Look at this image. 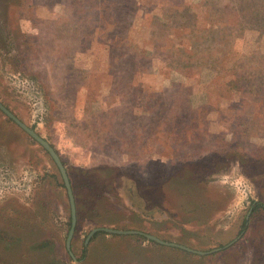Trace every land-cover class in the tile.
I'll return each instance as SVG.
<instances>
[{
  "label": "rangeland",
  "instance_id": "obj_1",
  "mask_svg": "<svg viewBox=\"0 0 264 264\" xmlns=\"http://www.w3.org/2000/svg\"><path fill=\"white\" fill-rule=\"evenodd\" d=\"M0 103V264H264V0H0Z\"/></svg>",
  "mask_w": 264,
  "mask_h": 264
},
{
  "label": "water",
  "instance_id": "obj_2",
  "mask_svg": "<svg viewBox=\"0 0 264 264\" xmlns=\"http://www.w3.org/2000/svg\"><path fill=\"white\" fill-rule=\"evenodd\" d=\"M0 111L7 118H9L12 122H14L20 129H22L30 138H32L36 143H38L48 153L49 157L51 158V160L55 164L56 168L58 169L59 175L61 177L63 186H64L66 194H67L68 203H69L70 223H69V228H68L66 238H65V247L68 249L69 248V240L72 236L74 224H75V209H74L73 196H72L70 184H69L65 169H64L58 155L55 153V151L52 149V147L44 139H42L40 136H38L34 132L33 129L27 127L25 124H23L21 121H19L1 103H0ZM96 231H102V232L110 233V234H138V235H142L145 238H147L151 241H154L156 243L171 246V247H177V248H180L182 250L192 252V253H196V254H205V253H208V252L215 250V249H213V250H209V251H197V250L190 249V248L185 247V246L180 245V244L162 241V240H160V239H158V238H156L150 234H146V233H143L140 231L118 230V229H112V228H108V227H96V228L91 229L89 231V233L87 234L85 241H87V239Z\"/></svg>",
  "mask_w": 264,
  "mask_h": 264
},
{
  "label": "flooded vegetation",
  "instance_id": "obj_3",
  "mask_svg": "<svg viewBox=\"0 0 264 264\" xmlns=\"http://www.w3.org/2000/svg\"><path fill=\"white\" fill-rule=\"evenodd\" d=\"M35 142V141H34ZM38 144V143H37ZM39 145V144H38ZM46 152V151H45ZM47 153V152H46ZM48 154V153H47ZM53 162V161H52ZM55 165V164H54ZM57 171H58V169H57ZM66 172V171H65ZM59 173V172H58ZM67 175V174H66ZM59 177H60V175H59ZM68 178V177H67ZM60 179H61V177H60ZM61 182H62V180H61ZM62 185H63V183H62ZM64 187V186H63ZM71 188V187H70ZM67 195V194H66ZM69 223H70V214H69Z\"/></svg>",
  "mask_w": 264,
  "mask_h": 264
},
{
  "label": "trees",
  "instance_id": "obj_4",
  "mask_svg": "<svg viewBox=\"0 0 264 264\" xmlns=\"http://www.w3.org/2000/svg\"><path fill=\"white\" fill-rule=\"evenodd\" d=\"M71 186V185H70ZM71 189H72V186H71ZM75 210H76V208H75ZM77 211V210H76ZM243 223H244V221H243ZM68 224H69V216H68ZM243 227V225L241 224V226H240V228H242Z\"/></svg>",
  "mask_w": 264,
  "mask_h": 264
}]
</instances>
